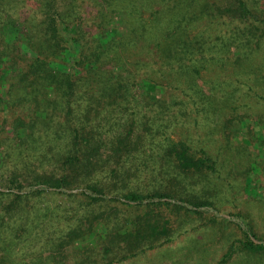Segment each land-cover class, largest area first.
Wrapping results in <instances>:
<instances>
[{"label": "trees", "instance_id": "16d2710c", "mask_svg": "<svg viewBox=\"0 0 264 264\" xmlns=\"http://www.w3.org/2000/svg\"><path fill=\"white\" fill-rule=\"evenodd\" d=\"M96 3L104 27L85 45L74 0L67 9L59 0H0V102L17 113L0 154L14 160L0 175V264H85L61 251L98 224L116 256L109 264L171 241L176 217L212 210L207 193L221 172L204 142L177 139L174 129L237 132L247 100L264 103L256 91H264L263 0ZM28 4L32 18L14 16ZM116 16L122 34L109 33ZM242 230L245 240L218 264L242 248L264 252Z\"/></svg>", "mask_w": 264, "mask_h": 264}, {"label": "rangeland", "instance_id": "374dc122", "mask_svg": "<svg viewBox=\"0 0 264 264\" xmlns=\"http://www.w3.org/2000/svg\"><path fill=\"white\" fill-rule=\"evenodd\" d=\"M59 1L64 9L72 3V0ZM74 3L78 22H81L83 30L89 36L83 40V44L89 45L91 36L104 27L100 24L102 19L99 11L102 7L96 0H74ZM31 8L32 5L28 4L24 9L15 10L13 14L22 20L25 17L32 18L35 12ZM8 23L11 24L12 21L9 20L7 26ZM15 25L20 24L18 22ZM4 29L5 26L2 31ZM108 30L110 34H122L126 25L116 16L109 23ZM10 34L13 35L12 30ZM15 36L18 38L19 35L15 33ZM7 38L14 40V36L9 34ZM14 42L16 43L15 40ZM17 43L24 49V42L17 39ZM237 52L235 47L231 48L232 54ZM27 54L23 57L25 61L30 59V54ZM256 54L257 63L264 60V49ZM223 70L227 75H231L233 71L226 67ZM10 82L12 79L9 78L5 84ZM256 91L259 95H264V91ZM257 100L248 99L249 107L240 109L239 114L246 115V120L237 132H232L230 128L225 132L221 129L223 125H210L205 130L192 126L174 129L173 137L180 139L191 133L195 144L204 142L210 153L218 159L220 180L214 184L216 191L207 193L208 198L214 201V207L211 211L190 214L188 217L180 214V217H176L178 221L171 241L161 243L159 240L155 248L123 260H115L112 264H218L235 241L245 240L242 225L252 229L255 242L264 241V103L263 100ZM14 111L5 110L4 104L0 102V154L9 143L7 137L11 135V124L17 115ZM145 113L147 111L140 115ZM3 141L5 146L2 145ZM13 167L14 160L0 158V175L8 174ZM48 198V203H55L58 197ZM107 241L105 228L98 224L84 242L71 244L61 252L66 255L68 263L84 261L85 264H109L111 257L116 256L104 250L103 245ZM243 249L238 250L227 264H264V252L252 253Z\"/></svg>", "mask_w": 264, "mask_h": 264}]
</instances>
